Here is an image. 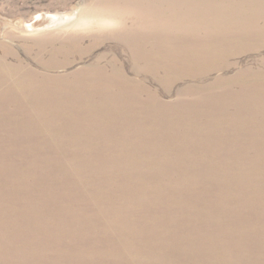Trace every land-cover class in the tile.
Listing matches in <instances>:
<instances>
[{
	"label": "rangeland",
	"instance_id": "1",
	"mask_svg": "<svg viewBox=\"0 0 264 264\" xmlns=\"http://www.w3.org/2000/svg\"><path fill=\"white\" fill-rule=\"evenodd\" d=\"M43 12L85 23L0 35V264H264V0H0V30Z\"/></svg>",
	"mask_w": 264,
	"mask_h": 264
},
{
	"label": "clouds",
	"instance_id": "2",
	"mask_svg": "<svg viewBox=\"0 0 264 264\" xmlns=\"http://www.w3.org/2000/svg\"><path fill=\"white\" fill-rule=\"evenodd\" d=\"M75 10V9H74ZM63 15L65 18H67L70 13H60V12H43V13H37L34 16V19L32 23H34L36 20H44L48 19L50 21H55L59 19V17ZM44 26H42L39 29H33L29 23H25L24 25H21L19 22L13 23L12 25H5L3 26V30H0V35H3L4 32H9L14 35H27L30 32H37V31H43Z\"/></svg>",
	"mask_w": 264,
	"mask_h": 264
},
{
	"label": "bare ground",
	"instance_id": "3",
	"mask_svg": "<svg viewBox=\"0 0 264 264\" xmlns=\"http://www.w3.org/2000/svg\"><path fill=\"white\" fill-rule=\"evenodd\" d=\"M34 19V18H33ZM33 19L32 20H30V25H31V27L34 29H39V28H41L42 26H45V24H46V22L48 21V24H54V25H58V27H59V25L60 26H63V27H65V29L66 28H72V27H79V26H81L82 24H84L85 23V21L84 20H81V18L80 19H78L77 17H76V15L75 16H71V15H69L67 18H65L63 15H61L60 17H59V19H57V20H55V21H50V20H48V19H42V20H36L34 23H32V21H33ZM49 26V25H48ZM64 29V28H63ZM129 43H130V45H131V49H132V51L135 53V52H137V44H136V41L134 40V39H132V38H130L129 39ZM1 63H3V62H0V64ZM3 69L5 68L4 66H1ZM99 73V72H98ZM110 83H118V84H124L125 83V81H122V82H118V81H110ZM8 86H15V85H8Z\"/></svg>",
	"mask_w": 264,
	"mask_h": 264
}]
</instances>
